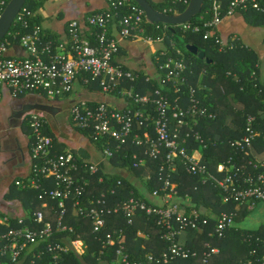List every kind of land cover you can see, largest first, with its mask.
Listing matches in <instances>:
<instances>
[{"label": "built area", "instance_id": "1", "mask_svg": "<svg viewBox=\"0 0 264 264\" xmlns=\"http://www.w3.org/2000/svg\"><path fill=\"white\" fill-rule=\"evenodd\" d=\"M10 1L0 0V19ZM106 1L109 4L108 9L97 12L88 18L90 31L88 39L85 37L82 25L78 21H72L68 24L69 42L67 43H55L44 39L43 27L34 25L28 34L21 37L20 46L24 50L22 57H11L9 42L2 41L0 43V103L2 102L1 90L4 85L9 87L15 97L37 92L56 98L71 94L79 79H82L87 85H90L91 82L97 83L105 95L118 94L122 86L129 82L130 87L124 92V96L130 102L140 106H146L151 101V96H157V100L154 101L155 114L147 113L146 109L134 111L130 108L129 102L125 107H114L107 102H99L92 106L89 101L82 100L72 106L71 120L76 129L89 132L87 137L91 143L93 142V145L99 141L105 144L103 150L100 151L105 160L114 158L115 152L122 150L131 140L134 145L146 148V153L154 159H158L163 150L167 151L158 172L163 186L151 194L160 203L148 204L142 199L133 197L121 204L129 224H132L133 216L138 210L145 212L149 217H156L158 225L162 228L163 239L169 243L168 249L161 256L149 254L145 259L133 260L126 250V246L121 243L124 231L118 229L105 231L106 218L113 211L106 207V200L98 199L90 207L81 204L88 180L84 177L77 179L74 176V171L80 172L84 169L94 175L99 172L98 164L83 161L84 165L82 166L76 162V157L73 154H53L54 139L46 133L47 123L39 115H32L30 120L34 160L30 185L31 188L40 191L38 200L42 203V207L47 208L51 201L58 203L61 209L58 232L72 230V228L63 226L61 222L66 213V204L72 200L76 215L91 220L93 232L99 235L98 239L103 245V250L107 251L117 247L115 252L120 264H172L179 259H187L191 255H196L186 248V245L179 242L181 230L190 227L202 232L209 224L207 219L200 223L198 219L201 214L196 211L190 215L195 216L194 220L184 215L181 201L174 200L177 193L172 182L180 165H183L189 174L202 176L207 174L215 178L211 176L212 174L207 173L202 164V157L190 153L188 140L182 131V128L188 125V117L197 119L199 116H207L208 109L201 107L195 97L197 91L191 86L192 104L186 109L180 105L178 100L172 103L162 90L156 89L155 92L144 95L136 91L134 83L138 75L125 69L116 61L122 47L121 41L142 40L151 43L155 40L145 35L144 23L147 21V17L145 11L140 5L135 4L134 0ZM175 1L187 7L190 3V0ZM251 7L261 12L264 11L259 0H231L226 15H233L237 9L246 11ZM124 9H126V13L123 12ZM216 9L221 10V4L218 3ZM171 12L172 10H165L162 13L173 15ZM32 16L33 14L22 9L15 22L17 21L24 28H28L27 17ZM222 23L223 16L219 14L205 25L210 31L204 36V39L215 36L217 44L220 45V51L225 50V42L217 34ZM112 27H117L120 38L112 36ZM164 30L198 33L200 27L192 26L189 22L175 26L165 25ZM91 39L94 40V43ZM230 47L232 49L235 45L231 43ZM178 53L182 54L181 51ZM164 54L165 52H162V55ZM159 68L164 72V76L161 77L163 86L173 83L175 90L180 93L182 87L187 85L185 73L188 71V66L185 59L168 58ZM209 115L211 116V114ZM251 120H248L247 134L241 140L231 143L237 152L243 153L246 157L250 156L249 153L256 136L255 130L251 126ZM143 121H147L146 124ZM173 121H176L178 125L174 127ZM187 136L190 134L187 133ZM195 139L200 140L204 147L206 146L205 140L199 133L195 135ZM112 147L115 149L113 150ZM135 158H137L136 155ZM227 162L232 164V160ZM144 163L145 160L141 159L140 164ZM250 163L254 164L255 162L250 161ZM254 167L255 169L263 168V171L243 178L242 182L249 186L247 189L232 188L235 186L236 173H231L227 178L216 179V181L227 191H231L230 188L233 189L230 192V197L234 202L261 201L264 203V163L254 164ZM51 182L55 185L53 188H49ZM102 196L104 197V195ZM44 219L43 211H36L29 217L18 220L20 228H11L7 234L0 235V258H9L11 262L16 263L27 245L38 246L42 242L51 240L56 231ZM33 223L43 224V226L34 230L30 227ZM2 224L9 226L11 222L6 218ZM234 225L233 214H222L221 219L215 225V233L217 236L223 237L225 231L233 228ZM75 243L69 244L65 241L48 243L44 251L49 253L52 258L48 264H61L63 255L76 250ZM44 252L36 253L31 264H38L36 260L41 261ZM212 252L216 253L217 250L214 249ZM209 256L210 254L207 255V257ZM0 264L7 263L0 262Z\"/></svg>", "mask_w": 264, "mask_h": 264}, {"label": "trees", "instance_id": "2", "mask_svg": "<svg viewBox=\"0 0 264 264\" xmlns=\"http://www.w3.org/2000/svg\"><path fill=\"white\" fill-rule=\"evenodd\" d=\"M47 1L28 0L23 10L25 9L26 12L33 14L32 17H27L29 27L24 28L16 21L3 42L8 41L10 46L20 44L22 36L28 34L34 25L41 24V20L37 17L36 12ZM147 1L154 9L160 12L172 10L171 14L173 15L183 13L187 8L186 5L175 0ZM221 1L223 9L217 10L218 0H205L201 13L190 22L192 26L200 27L198 33L192 31L186 33L172 30L165 31L164 24H155L148 20L144 23L145 35L152 37L156 42H160L164 48L162 50L165 52L164 55H162L161 51L159 52L158 70H160V65L165 63L168 58H183L188 66L185 76L194 80L193 82H187V85H184L179 93L175 90L173 83L163 86L159 80L152 79L146 82L141 77L143 84L136 82L134 84L136 91L143 95L155 92L154 90L156 89L162 90V92L167 94L172 103L178 100L180 105L186 109L192 104L191 86L197 91L195 95L196 100L199 101L201 107L207 108L208 113L211 114V116L209 114L207 116H199L197 119L188 117V125L184 126L182 131L184 137L188 140L189 151L191 152L194 148L201 150L202 164L205 166L207 173L212 174L211 176L215 178L207 174L203 176L189 174L185 167L180 165L177 173L173 176L172 182L177 185L181 202L190 200L192 208H196L198 211H202L203 209L204 211H212L211 213L213 214L208 215L207 212H203L199 217L200 223L204 219H207L209 222L204 232L198 233V231L196 232L190 227L181 230V233L186 231L192 235V239L190 238L188 241H184V243L187 245L186 248L196 255H191L187 259H179L173 264H248L250 261L253 264H264V232L260 230L242 231L233 227L226 230L223 237L217 236L216 233L210 235L215 232V225L221 219L222 214H233L235 224L239 203L231 199L230 192L233 190L232 188H236L237 190L247 189L249 186L242 182L243 178L263 171V168L255 169L254 164L264 163V81L261 80L260 59L254 51L240 47L237 43H233L235 47L231 49L230 45L232 42H225V50L220 51V45L217 44L215 36L204 39L206 33L210 31L205 25L219 14L224 16L228 10L231 0ZM259 1L264 7V0ZM134 3L137 4L135 1ZM237 10L242 12L250 24L264 26V11L261 12L252 7L246 11L242 9ZM123 12L126 13V9ZM217 34L221 38L218 32ZM44 39L47 40V38ZM189 44L199 47L206 54L207 59L202 60L197 55L190 53L187 50V45ZM178 51H181L182 54H179ZM160 73L164 76V72L160 70ZM89 86L100 90L98 84L95 82H91ZM221 88L225 91L222 92ZM229 94L235 95L238 100L245 104L242 111H234L228 99ZM157 98L155 95L151 96V101L146 106L130 102L129 99L128 102L131 104L130 108L134 111L146 109L147 113L155 114L154 101ZM220 100L223 101L225 108L222 113L219 112V107L216 106V102ZM89 103L95 106L99 102ZM249 119H252L251 126L255 130L256 136L249 153L250 156L246 157L243 153L237 152L231 143L241 140L247 134L246 128ZM230 121H233L232 125L228 124ZM143 122L146 124L147 121ZM78 130L88 136V131ZM136 132L139 133V131ZM187 133L190 136H187ZM198 133L205 140V147L201 144L200 140L195 139V135ZM131 141L122 150L115 152L114 158L107 159L111 161L115 171L105 172V162H101L98 164L99 172L97 174L92 175L82 169L80 172L74 171V176L77 179L84 177L89 180V183L85 186V194L81 199V204L90 207L98 199L106 200V207L111 208L113 211L107 217L105 231L123 229L127 235L126 238L124 236L122 244L127 245L132 259H143L149 252L160 255L168 249L169 243L163 239L162 228L158 225L156 218L147 216L145 212L137 211L131 225L128 223V218L121 204L133 197L152 204L148 198V194L150 193L151 195L152 192L163 186L158 172L167 151L163 150L158 159H154L146 153V148H140ZM112 144L114 145V142ZM95 146L101 151L105 147V144L99 141ZM254 146L260 154L261 158L256 156L259 159L254 158L255 155L252 153ZM112 148L113 150L115 149V147ZM63 153L58 151L53 152V154ZM135 155L137 158H135ZM141 159L145 160L144 164H140ZM216 159L224 161L226 164H228V160H232V164L228 165L233 166L235 170L231 169L226 175L216 174L215 168L217 162L214 161ZM250 161H254L255 163H250ZM76 162L79 165H84L83 160L78 157H76ZM244 165H247V167L244 168ZM231 173H236V179L234 178L235 186L230 188L231 191H227L218 185L216 179L223 180ZM135 180H138L141 184L140 189L135 184ZM54 186L53 182L49 184V188H53ZM31 189H27V192L39 202L38 195L40 191ZM225 199H228L227 203ZM73 203L74 201L72 200L67 202L66 213L61 220L63 226L72 228V230L67 229L66 231L58 232L57 227L61 217V209L57 202H49L48 207L41 210L44 213L45 222H49L56 231L55 235L51 240L42 242L38 246L27 245L22 251L18 262H12L11 264H18L26 255H28V258L22 264H31L33 260L32 256L38 252H44L48 243L62 242L64 240L72 242L79 235H82L81 237H83L88 245L87 254L80 259L73 251H70L67 255H63L61 264H98L102 261L114 264L116 247L107 251L103 250V245L98 239L99 235L94 234L93 228L90 229L89 221L91 220L80 215H75ZM36 206L38 207V205ZM186 210H183L184 215L194 220L195 216H190L191 209L186 208ZM10 222L9 226L0 224V235L7 234L11 228H20L16 219H11ZM42 226L43 224L35 223L30 225L34 230ZM257 238H260L261 241L257 242ZM179 242H183L180 236ZM214 249H218L219 253H213ZM208 254H210L209 257H207ZM206 257L207 260L205 261ZM51 259V255L44 252L42 260L36 261L38 264H48ZM5 260V258H0V262H5Z\"/></svg>", "mask_w": 264, "mask_h": 264}, {"label": "crops", "instance_id": "3", "mask_svg": "<svg viewBox=\"0 0 264 264\" xmlns=\"http://www.w3.org/2000/svg\"><path fill=\"white\" fill-rule=\"evenodd\" d=\"M218 2L223 9L222 1L218 0ZM108 8L109 4L106 0H48L44 6L36 12V15L41 20L40 25L44 30V38L55 43H67L69 42L67 29L70 22L78 21L84 28L85 37L88 39L90 38L88 18ZM111 31L113 37L120 38L117 27H112ZM218 33L224 42L237 43L240 47H245L255 52L260 59L261 80L264 81V26L250 24L242 12L236 10L233 15L227 16L225 13L223 16V23L218 28ZM121 42L122 47L116 61L126 69L138 75L136 82L143 84L141 77L144 78L146 82L152 79L161 81L162 74L160 70H158L157 62L160 58L159 52H163L162 50L164 48L160 42L155 41L148 43L142 40H125ZM92 43H94V40H92ZM9 49V55L11 57H22L24 55V50L20 44H15ZM151 72H153V74H151ZM193 80V78H187L188 82H193ZM124 85L118 94L105 95L101 90L94 87L92 88L82 79H79L71 94L56 98H51L45 93L37 92L26 93L15 97L12 95L8 86L4 85L2 87V102L0 103V224H2L6 218L8 220L16 219L18 221L21 218L29 217L36 211H42L44 209L42 203L36 201V199L27 192V189H31L30 178L34 165L31 139L32 128L30 126L32 115H39L45 119L47 123L46 133L48 132L47 134L54 139L52 153L55 151L64 152L63 154L70 153L83 161L96 164L105 162V172L115 171V169H112L111 161L103 159L102 156L100 157L101 153L96 146L90 142L86 135L74 127L71 120V108L76 102L82 100L89 102H107L114 107H125L128 100L124 96V92L130 87V83L126 82ZM221 90L222 92L225 91L223 88H221ZM216 99L219 100L218 97H216ZM228 99L235 112L244 109L245 104L238 100L235 95L229 94ZM223 105V101L221 100L216 102V106L219 107L220 113L225 110ZM232 122L230 121L228 124L232 125ZM177 125L178 123L174 121L173 126L175 127ZM190 153L197 155V157H202L201 150L197 148L192 149ZM252 153L255 155L254 158H261L255 146L253 147ZM214 161L217 162L215 172L218 175H226L233 168V166H229L224 163V161L218 159ZM243 167L245 168L247 165ZM135 181L137 182L138 180ZM136 185L138 186V184ZM174 186V190L177 193L174 200L179 201L181 197L179 196L175 183ZM138 188L140 189L139 186ZM148 198L151 200L152 204L160 203L158 200L154 199L150 193L148 194ZM225 201L226 203L228 202L227 199H225ZM180 203L184 204L182 205L183 210L190 208L191 214L194 211L199 214L203 212H207L208 215L213 214L211 213L212 211H204V209L198 211L196 208H192L190 200ZM36 205H38V207ZM238 205L234 227L242 231L260 230L264 232V203L261 201H248L239 203ZM138 212L143 211L138 210ZM74 214L76 215L75 211ZM89 223L90 229H92L91 221H89ZM194 231L197 232V230ZM204 231L205 229L202 232ZM213 234H215V232L210 235ZM126 235L127 234L124 232L122 240L124 236L126 238ZM81 236L82 235H79L72 241L76 242V250H73V252L80 259H82L88 251V245ZM180 237L181 241H183L182 244L186 245L184 241H188L192 235L185 231L181 233ZM64 241L69 244L72 243L66 240ZM259 241H261V239L257 238V242ZM123 245L126 246V250L129 252L127 245ZM215 250H217L216 253H219L218 249ZM149 254L153 253L149 252L147 255ZM161 255L162 253L155 256ZM32 257V259H34V255ZM145 257L143 259H145ZM27 258L28 255H26L24 259H21L18 264L24 263ZM117 258L118 256L115 252L114 264H120ZM5 259L4 263H12L9 258ZM133 260H142V258Z\"/></svg>", "mask_w": 264, "mask_h": 264}, {"label": "water", "instance_id": "4", "mask_svg": "<svg viewBox=\"0 0 264 264\" xmlns=\"http://www.w3.org/2000/svg\"><path fill=\"white\" fill-rule=\"evenodd\" d=\"M145 11L147 20L155 24L181 25L191 22L197 17L203 8L205 0H190V3L183 13L176 15H166L154 9L147 0H134ZM28 0H11L0 19V43L10 33L16 18L27 4ZM190 53L197 55L205 60L206 54L195 45H187Z\"/></svg>", "mask_w": 264, "mask_h": 264}, {"label": "rangeland", "instance_id": "5", "mask_svg": "<svg viewBox=\"0 0 264 264\" xmlns=\"http://www.w3.org/2000/svg\"><path fill=\"white\" fill-rule=\"evenodd\" d=\"M151 74H153V72H151ZM112 103H114V102H112ZM100 157H101V155H100ZM112 169H114V167ZM112 171H114V170H112ZM136 184H138V186L141 187V184L138 181L136 182ZM98 264H108V263L105 261H102L101 263H98Z\"/></svg>", "mask_w": 264, "mask_h": 264}]
</instances>
